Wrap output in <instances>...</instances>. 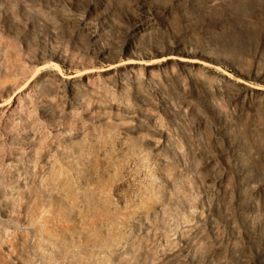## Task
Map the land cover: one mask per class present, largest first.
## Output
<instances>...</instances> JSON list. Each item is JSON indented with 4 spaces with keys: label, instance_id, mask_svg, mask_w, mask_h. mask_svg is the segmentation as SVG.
Here are the masks:
<instances>
[{
    "label": "rangeland",
    "instance_id": "1",
    "mask_svg": "<svg viewBox=\"0 0 264 264\" xmlns=\"http://www.w3.org/2000/svg\"><path fill=\"white\" fill-rule=\"evenodd\" d=\"M0 264H264V0H0Z\"/></svg>",
    "mask_w": 264,
    "mask_h": 264
},
{
    "label": "bare ground",
    "instance_id": "2",
    "mask_svg": "<svg viewBox=\"0 0 264 264\" xmlns=\"http://www.w3.org/2000/svg\"><path fill=\"white\" fill-rule=\"evenodd\" d=\"M138 22H139V23H138ZM140 23L142 24V22H141L140 20H137L136 25H135L133 28H135V29L140 28V27H141V24H140ZM163 57H164V56H163ZM163 57L161 58V60L164 61L165 59H169V57H171V56L164 57V58H163ZM105 59H107V61H112V60H113V57H112V56H111V57L109 56V57H105ZM175 59H177L178 61H181V62H182V61H188V60H186V58L178 59V58L175 57ZM161 60H160V61H161ZM131 61H132V60H131ZM153 61H154V60H153ZM190 61H191V60H190ZM192 61H193V60H192ZM192 61H191V62H192ZM195 61H197V60H195ZM131 63H132V62H131ZM52 65H53V66H56L55 64H52ZM112 168H113V167H112ZM101 220H102V219H101ZM53 226H54V225H53ZM86 232H87V231H86ZM126 244H127V243H126ZM127 246H128V245H127Z\"/></svg>",
    "mask_w": 264,
    "mask_h": 264
}]
</instances>
